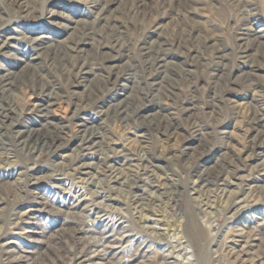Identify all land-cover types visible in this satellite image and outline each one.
<instances>
[{
	"label": "rangeland",
	"instance_id": "rangeland-1",
	"mask_svg": "<svg viewBox=\"0 0 264 264\" xmlns=\"http://www.w3.org/2000/svg\"><path fill=\"white\" fill-rule=\"evenodd\" d=\"M4 43L0 264H264V0H0Z\"/></svg>",
	"mask_w": 264,
	"mask_h": 264
},
{
	"label": "bare ground",
	"instance_id": "bare-ground-1",
	"mask_svg": "<svg viewBox=\"0 0 264 264\" xmlns=\"http://www.w3.org/2000/svg\"><path fill=\"white\" fill-rule=\"evenodd\" d=\"M14 4H16V1L13 2V5ZM18 6H19V4H18ZM25 12H26V16H31V17H33L34 14H35V12L32 11V10H30V9L25 10ZM8 40H9V38H8ZM34 42H36L35 43L36 50L39 51V52H37L38 57L35 58V59H36V61H38V63H42V62H44L43 61V56L42 57L39 56L43 52L41 50L42 48H39V42L36 39L34 40ZM3 47L6 48L7 47V44H5V43L2 44V46H0V49L3 48ZM155 61H157V65H159V63L161 61H163V57L161 58L160 56H158L154 60V62ZM74 66H79V69L82 70L85 67V64L84 63H81L79 65V63L76 62ZM32 77H35V75L33 74ZM22 87H26V88H30V89H35V87H32V86L29 85V81H27L25 83H23V82H20L19 83L18 81L13 80V78H11L9 75H3V76L0 77V125L5 124L6 120L9 121L10 120V117H11L10 114L12 113V110L10 109V107H12V104H10V106H9L8 105L9 102L7 103L6 101L9 100L10 97L13 98L14 92L17 89L22 88ZM46 91H47L46 89L45 90L44 89H39V94L37 95L38 97H40V99H42L44 101H46V100L49 101V103L46 104L45 106L44 105L38 106V107H40L39 108V111L36 110V112H39L41 114V118H42L43 121H47V120L50 119L49 118V113H48V111H49L48 109H49V106H50V99H49L50 98L49 97L50 94H45ZM113 112H114V114L117 117L123 116L125 114V111H124V108L123 107L122 108L119 107L116 110H113ZM129 116H130V114H129ZM10 125H11L10 127H8V126H0V129L2 127L9 128L11 130L13 128H15L14 125L13 126H12V124H10ZM48 125H51V124H48ZM57 129L60 130V131L58 130V132H60V134L59 133H56V136L53 137V138H50V139L44 137L43 134H41L40 130L30 129V128L29 129H26V131H17V132H14V135H12L13 136L12 138L14 139V141L16 142V144L19 147H21L22 149H24L25 151H27L30 154H33L34 155V154H36V153H38V152H40L42 150H46V151H49V152H54V151L61 150L62 149L61 147L63 145H65V143L67 142L66 140H68V139H65L63 137V135H64L63 129H60V128H57ZM96 130H97L96 126H91L89 130H87L86 132H84L82 134V136L80 138V142H79V146H80L79 148L83 152L84 151H91L93 149L92 148L93 145H94L93 144V141L97 137V135L99 134L97 132L98 130L97 131ZM130 176L132 177V175H130ZM130 176H125L124 177V180H125L126 183H132V180H135L134 178H131ZM207 180H208V177L204 178V181H207Z\"/></svg>",
	"mask_w": 264,
	"mask_h": 264
}]
</instances>
